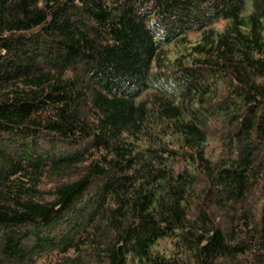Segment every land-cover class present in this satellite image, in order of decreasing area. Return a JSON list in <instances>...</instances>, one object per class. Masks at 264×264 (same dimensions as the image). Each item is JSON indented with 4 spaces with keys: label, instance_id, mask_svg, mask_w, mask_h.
Wrapping results in <instances>:
<instances>
[{
    "label": "trees",
    "instance_id": "obj_1",
    "mask_svg": "<svg viewBox=\"0 0 264 264\" xmlns=\"http://www.w3.org/2000/svg\"><path fill=\"white\" fill-rule=\"evenodd\" d=\"M0 264H264V0H0Z\"/></svg>",
    "mask_w": 264,
    "mask_h": 264
}]
</instances>
